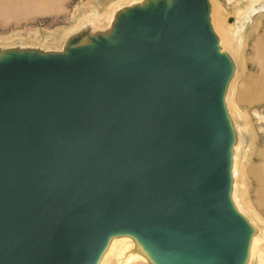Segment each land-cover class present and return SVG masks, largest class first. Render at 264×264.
I'll return each instance as SVG.
<instances>
[{
    "label": "water",
    "instance_id": "obj_1",
    "mask_svg": "<svg viewBox=\"0 0 264 264\" xmlns=\"http://www.w3.org/2000/svg\"><path fill=\"white\" fill-rule=\"evenodd\" d=\"M89 38L0 58V264H96L116 233L158 264H240L231 65L207 0L135 7Z\"/></svg>",
    "mask_w": 264,
    "mask_h": 264
},
{
    "label": "bare ground",
    "instance_id": "obj_2",
    "mask_svg": "<svg viewBox=\"0 0 264 264\" xmlns=\"http://www.w3.org/2000/svg\"><path fill=\"white\" fill-rule=\"evenodd\" d=\"M59 1L60 0H0V14L4 15V13H11L16 17L19 16L22 18H30L34 14L42 12L46 8L47 4L51 2L58 3ZM158 1L160 0H105L104 5H102V2L100 0L96 1L95 3L88 2L86 3L88 10L83 13L82 17H84V19L91 17L93 21L97 23V27L101 31V34L104 37L109 38L114 30V23L119 15L127 13L132 8H144L150 4H156ZM164 1L168 5L172 2V0ZM122 4L123 6H121ZM207 4L208 22L211 31L216 38L217 49L220 54H224L228 58L231 65L230 76L226 81L222 94V104L231 131V144L229 149V199L234 211L242 217V219L248 226L246 249L244 257L240 264H250L253 258L256 259L255 264H264V230L257 225L258 222L264 223V219L259 216L258 213H256L250 200L247 197L248 195L246 187L244 188V183L240 181V179L244 178V174L246 175L247 173L249 174L248 176L251 175L255 178L256 182L259 185V190L261 189L264 192V152L260 151L259 149L256 151V156L262 158L259 164H250L248 163V161L242 160V157H240L239 155L242 143L240 127L238 128V126L235 125L232 119L233 115L239 117L243 116V112L239 109L236 100H240L247 104H251L261 100L257 95H254L253 93L256 90H260V88L264 90V64H260V62L258 61V65L260 68L259 76H262V78L259 76L252 78L250 75L244 74V71L246 69V58L244 55V51H241L239 53V50L235 49L236 53L234 56L232 55V51H230V48H228L227 45L228 41L230 40V34L232 33L236 34L241 39L242 33L244 32L247 25L246 23L251 21L252 15L255 12H258L261 15L264 14V0H252V4L243 8L238 7L237 14L232 24L225 23V16L223 17L222 14H219L218 4L216 0H207ZM122 7L123 11L118 12V16L116 17V19H114L113 14L115 13V11L117 12ZM82 17L77 18L74 24L62 29L59 33H50L46 35L45 39L47 41V45L55 44L57 47V44L62 40L67 41V44H69V40H71L75 36H78V39L76 41H72L73 43L70 44L69 47L76 48L91 45L92 41L88 36L79 35L80 31L78 30V27L81 23ZM229 30H232V33H229ZM251 33L252 32L250 31V34ZM246 39H248V37ZM6 40L7 39L0 38V41H3V43L6 42ZM255 42L257 43L258 48V52L255 57L260 59L261 56H264V45L260 40H256ZM243 47H245V45ZM66 48L65 46L62 49L57 48L56 51L51 53L64 54L67 52ZM11 52H38L41 55L47 54L36 51L30 47H15L10 45L9 43L0 45V58L8 55ZM244 76L245 79L250 78L249 84H247L248 88L246 89L244 88V81H242ZM236 141H238V145L235 143ZM234 148L237 150V156L233 155ZM263 192L260 193L263 194ZM260 198L263 197L261 196ZM262 202L264 204V198ZM247 218L251 219V222L255 224V226L250 221H248ZM253 246H255L254 251L252 250ZM126 257L130 258L126 260ZM114 259L120 260V262L117 264H158L152 259L148 250L145 248L142 242L130 233H116L111 235L107 239L106 244L102 249L96 264H116L114 262Z\"/></svg>",
    "mask_w": 264,
    "mask_h": 264
},
{
    "label": "rangeland",
    "instance_id": "obj_3",
    "mask_svg": "<svg viewBox=\"0 0 264 264\" xmlns=\"http://www.w3.org/2000/svg\"><path fill=\"white\" fill-rule=\"evenodd\" d=\"M96 1L98 0H60L58 3L51 2L47 4L42 12L36 13L30 18L16 17L11 13H4V15L0 14V38L7 39L4 43L0 41V45L9 43L15 47H30L43 53L54 52L57 48L62 49L66 46L67 41H60L57 47L55 44H48V46L45 36L50 33H59L62 29L74 24L76 19L82 17L83 13L88 10L86 3H95ZM100 1L102 5L105 4V0ZM216 2L218 4L219 14H222L223 17L225 16V23L230 24L233 23L238 7L243 8L252 4V0H216ZM121 6H123V4ZM121 11H123V7L117 12L115 11L113 14L114 19L118 16V12ZM253 15L251 21L246 23L247 25L242 33L241 39L236 34L232 33V30H229V33L231 32L232 34H230V40L227 44L234 56L236 53L235 49H238L239 53L244 51L246 58V69L244 74L250 75L252 78L260 75L258 61L260 64H264V56H261L260 59L255 57L258 52L257 43L255 41L260 40L264 45V14L261 15L255 12ZM78 30L80 31L79 35L82 36L90 37L101 34V31L97 27V23L94 22L91 17L87 19L82 17ZM250 31L252 32L251 34ZM247 37L248 39H246ZM244 45L245 47H243ZM245 76L242 81H244V88L246 89L248 88L247 84H249L250 78L245 79ZM259 77L262 78V76ZM253 94L257 95L261 100L251 104L236 100L239 109L243 112V116L239 117L233 115L232 119L235 125L238 126V128L240 127V134L242 137L241 151L239 153L240 157L250 164H259L262 158L256 156V151L259 149L264 152V90L260 88V90H256ZM235 143L238 145V141ZM233 155L237 156V150L235 148L233 149ZM248 175L247 173L246 175L244 174V178L240 179V181L244 183V188L246 187L247 190V197L256 213L264 219V204L262 202L264 192L261 189V191L259 190V185L255 178ZM260 192H263V194ZM260 194L263 198H260ZM247 219L251 222V219ZM253 225L255 226V224ZM257 225L264 230V223L258 222ZM252 250H255V246L252 247ZM129 258L130 257H126L125 259L127 260ZM253 259L250 264L256 263V259ZM114 262L117 264L120 260L114 259Z\"/></svg>",
    "mask_w": 264,
    "mask_h": 264
}]
</instances>
